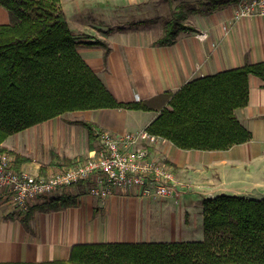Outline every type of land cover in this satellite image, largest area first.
I'll return each instance as SVG.
<instances>
[{
    "label": "crops",
    "instance_id": "obj_1",
    "mask_svg": "<svg viewBox=\"0 0 264 264\" xmlns=\"http://www.w3.org/2000/svg\"><path fill=\"white\" fill-rule=\"evenodd\" d=\"M225 1L230 3L209 12L179 4L187 14L185 23L196 32H181L174 44L160 46L156 41L164 20L170 8L177 7L172 0H60L77 41L106 45L79 44L77 51L114 99L121 104L145 103L149 109L66 113L11 135L1 146L10 153L12 167L16 164L20 171L47 176L76 166L91 155L99 133L147 129L159 115L162 94L199 77L264 62V17L233 22L234 0ZM8 22V13L0 7V24ZM262 85L260 78L249 75L248 103L234 111L250 133L247 142L226 150H182L159 137L148 148L152 159L172 170L177 199L136 203L131 195H118L100 201L80 186H72L51 197L78 195L79 206L35 212L27 228L22 216L10 213L9 203L0 197V264L67 260L71 246L80 243L161 242L163 232L170 242L199 240L203 233L193 232L191 225L192 221L202 225L203 199L218 195L264 198ZM76 121L92 124L91 145L87 129ZM16 156L24 160L15 162ZM184 227L189 229L187 234L179 235Z\"/></svg>",
    "mask_w": 264,
    "mask_h": 264
},
{
    "label": "trees",
    "instance_id": "obj_2",
    "mask_svg": "<svg viewBox=\"0 0 264 264\" xmlns=\"http://www.w3.org/2000/svg\"><path fill=\"white\" fill-rule=\"evenodd\" d=\"M208 3L206 12L230 1ZM0 7L9 16L8 23L0 24V156L10 154L1 146L9 136L66 113L149 109L145 103L114 99L77 51L79 44L106 45L77 41L60 0H0ZM186 16L183 5L170 8L156 44L170 46L179 33L196 32L185 23ZM249 75L260 78L264 88V62H259L199 77L162 94L159 115L146 130L182 150H226L247 142L250 133L234 111L248 103ZM75 123L87 129L91 145L92 124ZM21 160L16 156L14 161ZM201 204V240L80 243L71 246L67 260L34 264H264V198L218 195ZM79 205L78 195L49 197L33 205L22 222L28 228L35 212Z\"/></svg>",
    "mask_w": 264,
    "mask_h": 264
},
{
    "label": "built area",
    "instance_id": "obj_3",
    "mask_svg": "<svg viewBox=\"0 0 264 264\" xmlns=\"http://www.w3.org/2000/svg\"><path fill=\"white\" fill-rule=\"evenodd\" d=\"M253 16L264 17V0H235L233 22ZM158 138L146 129L119 135L101 132L87 159L47 176L14 170L11 158L3 154L0 197L24 216L33 205L72 186H80L86 195L100 201L118 195L154 201L176 196L172 170L152 159L148 151Z\"/></svg>",
    "mask_w": 264,
    "mask_h": 264
},
{
    "label": "rangeland",
    "instance_id": "obj_4",
    "mask_svg": "<svg viewBox=\"0 0 264 264\" xmlns=\"http://www.w3.org/2000/svg\"><path fill=\"white\" fill-rule=\"evenodd\" d=\"M173 1V4H174V6H179V4H181V3H186L187 4V6H191V7H194V8H196V7H204V8H208V6L210 5L208 2H209V0L208 1H206V0H172ZM206 1V2H205ZM82 190V189H81ZM83 191V190H82ZM84 192V191H83ZM85 193V192H84ZM178 198V196H176V197H174V199H177ZM133 199L135 200V202L136 203H140V202H142V201H148L149 203L150 202H159V201H154V200H150V199H146V198H141V197H135V196H133ZM161 201V200H160ZM137 207H138V205H136V207H134L135 208V210H137ZM10 208L12 209V207L10 206ZM119 208V207H118ZM127 206L126 205H124V210L125 211H127ZM139 208V207H138ZM10 213H13L14 212V210L12 209V211H9ZM100 213H103V211H99ZM192 213H194L195 211H191ZM148 213V210L145 212V216H146V214ZM21 217V216H20ZM195 225H198V226H196V227H194ZM192 227H191V229L193 230V232H196V233H203L202 232V225H201V221H197V223L196 222H193L192 221V225H191ZM188 227H184L183 228V230L179 233V235H186L187 234V232H188ZM191 230V231H192ZM165 238H167V234L166 233H159V241H161V242H170L169 241V239H165ZM200 239H202L203 238V236H200L199 237ZM199 239V240H200Z\"/></svg>",
    "mask_w": 264,
    "mask_h": 264
}]
</instances>
